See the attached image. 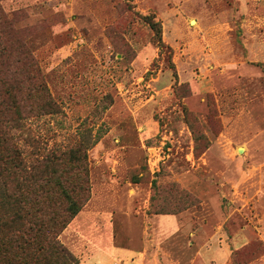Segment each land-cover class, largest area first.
Returning <instances> with one entry per match:
<instances>
[{"label": "rangeland", "instance_id": "1", "mask_svg": "<svg viewBox=\"0 0 264 264\" xmlns=\"http://www.w3.org/2000/svg\"><path fill=\"white\" fill-rule=\"evenodd\" d=\"M1 5L7 44L40 70L22 85L24 156L51 154L69 190L88 180L60 235L79 260V231L99 241L97 222L147 247L144 264H216L218 244L225 264H264V0Z\"/></svg>", "mask_w": 264, "mask_h": 264}, {"label": "trees", "instance_id": "2", "mask_svg": "<svg viewBox=\"0 0 264 264\" xmlns=\"http://www.w3.org/2000/svg\"><path fill=\"white\" fill-rule=\"evenodd\" d=\"M149 24L163 43L161 23ZM15 32L0 0V264H79L60 235L89 198L77 199L85 197L88 180L69 190L63 180L51 177V154L38 150L31 161L24 156L17 136V130L26 129L19 114L25 98L22 85L39 77L40 70L28 51H12L7 44ZM69 155L81 167L87 151L78 148Z\"/></svg>", "mask_w": 264, "mask_h": 264}, {"label": "crops", "instance_id": "3", "mask_svg": "<svg viewBox=\"0 0 264 264\" xmlns=\"http://www.w3.org/2000/svg\"><path fill=\"white\" fill-rule=\"evenodd\" d=\"M98 214L99 213H97V215ZM83 220L85 219H82V221ZM95 228L96 231L99 232V241L95 238H92L93 236L87 235L85 231H79V234L82 238V241L80 243L82 244V248L85 249V254L81 256L82 258L80 259L79 264H120L118 255L131 258V262H128V264H144L145 261L149 260L150 254L147 250V247L141 251L132 247H122L115 243L114 237L110 235V232L105 227L97 224L96 222ZM100 233L104 234L101 235ZM217 247L218 249H216L214 253L217 254L219 258L215 263L225 264L230 255L229 248H227L226 246L221 247L219 244L217 245ZM82 248L80 247L79 249L81 250ZM158 255V253L155 254V256ZM122 264H125V262H123Z\"/></svg>", "mask_w": 264, "mask_h": 264}]
</instances>
